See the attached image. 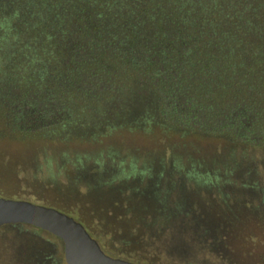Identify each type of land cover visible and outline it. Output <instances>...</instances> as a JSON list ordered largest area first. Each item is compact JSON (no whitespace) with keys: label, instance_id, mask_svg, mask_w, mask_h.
<instances>
[{"label":"trees","instance_id":"trees-1","mask_svg":"<svg viewBox=\"0 0 264 264\" xmlns=\"http://www.w3.org/2000/svg\"><path fill=\"white\" fill-rule=\"evenodd\" d=\"M213 4L215 0H0V81L11 80L13 84L31 81L32 85L39 86L45 76L68 89L72 86L71 78L62 65V60L68 58L79 73L87 77L89 87L81 92V98L77 97L81 105L76 112L57 108V112L41 114L39 103L32 100L31 105L30 100L23 98L15 104V109L28 105L37 112L32 114V118L30 116V123L23 120L25 115L17 112L19 117L7 127L17 130L22 125L32 124V129H38L33 133L38 137L40 128L48 127L55 132H66V138L85 143L101 141L92 135L103 131L137 133L141 142L151 144L160 137L164 144L158 147L168 150L170 157L157 152L158 157L172 162L175 156L184 155L191 163L183 164V169H192L190 172L193 174L192 164L199 160L200 151L213 156L216 162L227 154L229 159L225 164L220 163L221 169L210 167L204 174L200 173L207 178L212 173L213 184L217 183L222 193L228 194L225 185L233 182L229 175L235 168L231 163L233 149H241V153H245L247 149L251 151L259 147L264 152V123L261 126L254 119L258 112L254 115L251 107L238 109L242 106L231 105L236 98L242 101L246 77L247 67L238 60L249 64V57L256 56L257 63L264 65V33L259 35L256 43L252 33H244L249 29L255 31L260 24L250 16L248 1L238 0L228 6ZM71 19H74L72 24ZM71 25L73 29L69 31ZM241 30H244L245 37L248 36L243 41L240 39ZM65 31H68V36L61 38L68 42L64 46L67 55L61 57L57 38ZM250 37L252 39L248 42ZM30 43L33 44L31 48ZM256 46L263 50L258 52ZM46 52H54L51 63L58 62L61 68L53 64V70L47 69L45 58H42ZM109 67L116 71L105 73ZM263 67L258 71L259 76L264 75ZM92 90L97 91V95H92L87 101L86 97L92 94ZM42 92L52 94L51 90ZM46 106L52 109V106ZM66 138L56 140V143H64ZM85 152L75 155L87 159L95 155L89 153L88 157ZM162 170L171 171L168 167H160ZM87 172L77 171L81 179ZM95 176L90 178L93 183L96 182ZM119 178L117 175L101 179L102 183L108 184ZM240 182L242 190H260L256 198L264 206L263 181H254V184ZM143 184L146 185H139V189L148 187L147 182ZM163 187L160 180H156L152 187L147 188V193H139L138 189L132 196L141 202L148 198L153 201L155 196L166 193V189L162 191ZM154 204L156 208H147V214L141 218L136 211L130 212L132 221L138 219V236H133V240L125 244L130 248L127 252L117 251L129 257L121 259L134 264H161L160 258L154 255L157 252L154 249L161 245L162 237L169 230L176 229L182 235L165 247L164 257L170 262L212 264L214 256L222 264L232 261L233 254L222 258L216 255V250L212 251V246L219 243L214 237H218L216 233L209 232L201 212L194 215L188 208L186 212H171L165 216L157 203ZM259 211L264 215V208ZM254 216H247L248 224L257 221ZM15 226L20 227L16 230ZM100 228L107 230L102 223ZM142 229L146 230L141 236ZM42 234L51 238L54 246L48 240L44 242ZM0 242L6 244L9 256L20 264L63 262L58 239L33 231L24 224L0 227ZM105 246L107 244L102 245ZM26 251L30 258L23 256ZM197 251L202 258L195 261L194 253Z\"/></svg>","mask_w":264,"mask_h":264},{"label":"rangeland","instance_id":"rangeland-1","mask_svg":"<svg viewBox=\"0 0 264 264\" xmlns=\"http://www.w3.org/2000/svg\"><path fill=\"white\" fill-rule=\"evenodd\" d=\"M236 1L238 0H215V4L213 5L220 4L222 6H228ZM247 1L250 16L253 17L252 19L254 21L256 20L257 23L259 22L260 24L255 31L254 29H249L247 31L241 30L240 39L244 40V38L246 39L248 37H245L242 33L244 31V33L247 34L252 33L253 41L256 43L259 35L264 33V1L262 2L261 7H259L261 0H239V2L245 3H247ZM212 10L213 13L217 14L215 9ZM209 18L211 19V17ZM73 22L74 19H71L70 23L72 24ZM72 29V25L68 27L69 31ZM226 30L232 32L231 29ZM67 33L68 31H65L57 38L61 57L67 55V49H65L64 46L67 45L68 42H65L61 38V36H68ZM190 34H192L191 31ZM251 39L252 37L247 41L250 42ZM70 42L72 44L71 40ZM32 46L33 44L30 43V48ZM258 48L259 47H257V49ZM5 49L7 48L5 47ZM9 49L10 46H8V50ZM261 50L263 49L259 48L258 52ZM68 51L70 53L69 48ZM255 52L257 53V51ZM43 56L44 57L42 58H45L44 63L47 65V69L49 71L50 69L53 70L54 68L52 65L54 63H51V57L54 56V52H46ZM255 57L256 56L249 57V64L241 59L238 60L239 62L244 63L247 67L245 69L246 77L242 89V101L241 99L239 100V98H236L231 105H241L242 107H238V109L251 107L253 111H255L254 115L258 112L256 115L257 117H254L255 121L259 124L261 123V126H263L264 75L261 74V76H259L258 71L264 65L258 64V60ZM55 65L58 66V62H56L54 66ZM62 65L67 76L69 75L68 77L71 78L70 82L72 86L68 89H64L61 84L55 83L56 81L52 80L51 77L47 78L45 76L42 81H40L39 86L38 84L32 85L31 81L15 82L14 84L11 80L0 81V198L15 201L23 200L31 204L35 203V200H40L52 207L56 205L58 207L57 210H61L62 208H66L67 205L73 206L78 202L77 195L80 190H83L84 179L97 175L98 173L102 179L103 177L110 178L116 175L131 179L130 177H134L136 174V176L140 177V173H142V180L144 182L147 181L148 183L147 188L152 187L155 181L160 178V182L162 186H164L162 191L166 189V193L163 192L159 196H155V200L153 199L154 203H157L158 209L166 214L165 216H168L171 212H186L188 208H190L191 211H194V213L201 212V207L207 208V210H204V218L202 219L209 230L213 232V234L216 233L218 238L214 237V239L222 243L224 250L233 254L234 258L231 262H228V264H264V257H262L264 256V215L263 212L259 211L260 209H263L264 206L258 203V198H256L258 193L256 190L253 188H244V190H242L239 187L241 184L240 180L245 181L244 184H254V181L260 182L261 180L264 183V152H262L259 147L254 148L251 151H248L247 149L245 153H241V149H233V159H231V163L235 165V168L234 171L231 172L232 174L229 175L233 182L225 185L228 193L226 194V192L222 193L217 183H215V185L213 184L211 179L213 177L212 173L210 174V178H207L206 176L201 175L200 172L202 171V174H204L205 170L210 167L221 169L222 165H220V163L222 162L225 164L226 160L229 159L227 154L216 162V160L213 159V156H209L204 154V151H200V154H198L199 160H196V162L194 161L192 164L194 166L193 170H195V173L193 174L190 172L192 169H183V164L186 166L189 164L188 162H190L184 155H182V157L181 155L175 156L176 159L172 162L168 160H165V162L158 157L157 152L165 154L166 158L170 157L168 150L158 147V145L164 144L163 139L160 137H157L153 144H151L148 141V143L141 142V137L137 135V133L125 131L107 133L103 131L101 134L99 132H94L92 135L94 139L98 137L97 139H100L101 141L98 140V142L85 143L79 142L76 139L66 138V132H55V130L49 129L48 127L43 129L42 127L40 128L41 135L39 137L33 134L38 129L37 127L32 129V124H21L22 127L18 128L19 130L7 127L8 123L14 124L19 115H25V119L23 120L29 122L30 116L32 118V114L37 112L32 110V107L30 108L28 105L24 108L20 107V110H16L14 107L16 106L15 104L20 102L23 98L30 100L31 105L32 100L33 102L35 101L36 103H39L40 110L42 111L41 114L45 112L49 113L51 111L57 112L58 109L63 108L65 112H76V109L81 105L76 99L77 97L81 98V92L89 88L88 80L86 76L79 73V70L73 66L68 58L64 61L62 60ZM58 67L61 68V65ZM115 71L116 70L112 67H109L105 70V73H114ZM44 90H51L52 94L48 95L47 93L42 92ZM91 92L92 94L86 97L87 101H90L92 95H97V91L92 90ZM62 103H64V105H62ZM46 105L52 106V109L49 110ZM17 112H19V115ZM64 137L66 138L64 143H56V140H62ZM75 144L76 146H74ZM76 147L77 150H75ZM83 151H87L85 152L86 156H88L87 154L89 153L95 155H93V157L88 156V159L86 157L80 158L75 155V153L79 152L82 154L81 152ZM148 166L151 167V169L147 170L146 168ZM160 167L165 169L168 167L171 171H160ZM86 170L88 171L86 177L81 179L82 177L77 171L86 173ZM138 171L141 172L138 173ZM120 179L121 178L118 180L120 181ZM144 182H140L141 187L144 185ZM147 188H143L145 190L139 189L138 192L141 191V193H144L145 191L147 193L149 190ZM60 189L62 192H60ZM72 189L76 192L75 195L71 194ZM66 190L67 192H65ZM179 191L183 194L182 196H179ZM29 193L35 196V200H32L31 195L22 197ZM60 193L67 197L68 202L66 201V204L60 197ZM252 195L254 196L253 198ZM113 197L115 199L116 195ZM86 200L85 201L89 203V199ZM100 201L102 206H105L112 203V198L109 197L107 203L106 200ZM114 201L117 202V200ZM189 204H193L192 207L189 206ZM222 204H225L226 206L224 207ZM146 205H148L147 202ZM75 208L76 207H74V209ZM81 209H86L87 213H91L94 207L89 204L81 207ZM161 209L164 210V212ZM251 209L258 212V218L257 222L248 224L246 219L247 216H254L251 212L248 213ZM131 210L132 212L136 211L140 218L147 214L146 206H135V209ZM118 212L121 213V211ZM214 212H217V214L221 213V215L219 214L218 217ZM62 213L66 214L65 212ZM228 213L229 215H227ZM74 215L68 216L79 222L92 238L94 236H92L90 228H93L97 233L103 232L101 230L102 228L97 229L100 228L101 221L97 220L96 222H92L91 214L90 217L85 215ZM79 219L81 220L79 221ZM144 219H147V217ZM130 220H132L131 217ZM137 223V218L132 221L133 227H131V235H133L134 238L138 236L136 230ZM219 226H221V228H219ZM225 227H227V230L223 233ZM29 229L34 231L31 227H29ZM219 229L221 230L220 232H218ZM181 235L182 233L175 229L169 230L168 233L162 237L161 245L154 249V251H157L154 255L160 258L161 264H175L164 257L165 247L172 239L174 240ZM187 236L189 237V234ZM45 237L46 236L42 234L43 241L48 240V242H51L52 246H54L51 238ZM211 239H213V237H211ZM228 241H231L230 247H228ZM103 243L104 245L107 244V246L104 247L105 251L101 247V244H99L100 247L107 254L112 251V253L109 254L110 256L113 252H127V250L130 249L125 245L129 243L128 240L120 239L119 245L118 243L113 245V242H110L108 239H104ZM43 244L49 249H52L50 248L52 246H48L46 243ZM216 255L218 257L221 256L222 258L224 256L222 254L220 255L218 252ZM23 256L25 259L30 258L27 251ZM228 256L230 257L229 254ZM54 257L57 259L56 256ZM214 257L212 258V264H222L218 260H215ZM142 258L144 257L142 256ZM201 258L200 252L197 251V253H194L195 261L201 260ZM145 259L148 258L145 257ZM235 260L236 263L234 262ZM0 264H20L9 256L6 244L2 242H0ZM62 264H65L64 260Z\"/></svg>","mask_w":264,"mask_h":264},{"label":"flooded vegetation","instance_id":"flooded-vegetation-1","mask_svg":"<svg viewBox=\"0 0 264 264\" xmlns=\"http://www.w3.org/2000/svg\"><path fill=\"white\" fill-rule=\"evenodd\" d=\"M136 175H134V177H130L131 179L119 176L121 178L120 181H118L116 179L115 181H109L110 183H108V184L102 183V179L99 176V173L95 176L96 182H94V183L90 179L91 177L84 179L83 180L84 190L78 192V195H77L78 196V198H77L78 202L73 206L67 205L68 207L66 206V208H62L61 210L58 209V211L65 212L68 215L76 214L79 216L85 215L87 217H90V214H91L92 222H96L97 220L101 221L103 227L104 226L106 227V229H107L106 231L102 230L100 228L103 232L97 233V232H95V230L93 228H90V230L92 231V236H94L93 238L99 244H101V247L104 244L103 243L104 239L105 240L108 239L110 242H113L112 243L113 245L118 243L117 241L120 242V239L128 240L129 242H131L133 240L132 239L133 235H131V230H132L131 227H133V226H132V220H130V217H131L130 212L132 211L131 209L134 210L135 206H138V207L139 206H141V207L146 206L150 210L156 208V205L154 204V202H152V200H150L149 198L144 200L143 202L137 201L135 199V197L133 198L132 194L139 189V187H140L139 185L141 184L140 182H144L142 180L143 179L142 173H140V177L136 176ZM115 177H117V175ZM159 180H160V178H159ZM115 182L118 184L114 185ZM132 182H134V183H132ZM145 182H147V181H145ZM129 183H131V185ZM144 185H146V184H144ZM60 192H62L61 189H60ZM65 192H67V190ZM75 193L76 192H74V190L72 189L71 194L75 195ZM139 193H138V195H139ZM179 193H180L179 196L183 195L180 191H179ZM257 193H260V190H257ZM60 194H61L60 197L62 198L63 202L65 203L68 200L67 197L62 193H60ZM30 195L32 197V200H35L34 199L35 196L31 193H29L27 195H23L22 197H26V196H30ZM114 195H116L115 199L113 197ZM109 197L112 198V203L111 204L109 203L105 206H102V203L100 200H106V203H107V200ZM86 199H89V203H87L88 201ZM90 199H91V201H90ZM114 200H117V202H115ZM118 200H119V202H118ZM18 201H23V200H18ZM34 202L35 203H32V204H36V205H40V206L47 205L43 201H40V200H38V201L35 200ZM146 202L148 203V205H146ZM88 204H91L94 207L93 212H91V213H87L86 209L85 210L81 209V207H84L85 205H88ZM192 205L189 204V206H191V207H192ZM47 206H49L50 208H54L50 205H47ZM47 206H45V207H47ZM222 206L225 207L226 205L222 204ZM74 207H76V208L74 209ZM55 208L57 210V206ZM63 210H65V211H63ZM204 210H207V208L201 207V214H203V215L205 213ZM71 211H72V213H71ZM118 211H121V213ZM252 211H254V210H249L248 213H250ZM191 212H192V214L194 213V211H191ZM214 213L218 217H219V214L221 215V213H219V214H217V212H214ZM253 213L255 215L254 220H257V218H258L257 211H254ZM194 215H195V213H194ZM227 215H229V213ZM76 217L79 218L78 216H76ZM195 217H194V219H195ZM80 220L81 219H79V221ZM19 227L20 226H15L13 228H15L17 230V228H19ZM145 230L146 229L140 230L141 236L144 235ZM226 230H227V227L224 228L223 233ZM34 231H39L40 233H45L44 231H41V230H35L34 229ZM209 232H210V230H209ZM95 235L97 236L96 238H95ZM219 243L217 246H212V249H213L212 251L216 250V252L220 253V255L222 254V255L227 256L229 258L228 254L231 256L232 253L224 250L222 243L221 242H219ZM226 244H227V242H226ZM215 247H217L218 249ZM228 247H230V242H228ZM102 248L105 251V248L104 247H102ZM109 254H107V255H109ZM119 254H122V252H117V251L113 252V254H111V257L116 258V259L129 258L128 256H124L123 254H122V256H118ZM224 256H223V258H225ZM262 257H264V256H262Z\"/></svg>","mask_w":264,"mask_h":264},{"label":"water","instance_id":"water-1","mask_svg":"<svg viewBox=\"0 0 264 264\" xmlns=\"http://www.w3.org/2000/svg\"><path fill=\"white\" fill-rule=\"evenodd\" d=\"M24 224L58 239L65 264H134L107 255L72 217L50 207L0 198V227Z\"/></svg>","mask_w":264,"mask_h":264}]
</instances>
